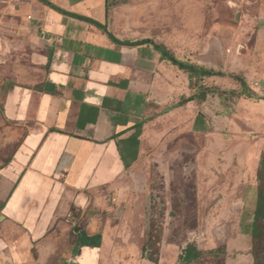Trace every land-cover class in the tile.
Wrapping results in <instances>:
<instances>
[{"label":"rangeland","instance_id":"1","mask_svg":"<svg viewBox=\"0 0 264 264\" xmlns=\"http://www.w3.org/2000/svg\"><path fill=\"white\" fill-rule=\"evenodd\" d=\"M105 26L241 75L250 96L227 75L191 81L167 61L148 69L139 161L103 192V210L92 212L89 229L85 220L51 228L41 248L56 257L46 264H79L71 258L81 247L79 260L87 264H252L249 230L264 155V0H108ZM31 51L22 29L1 20L0 95L31 66ZM200 90L204 100L188 99ZM198 114L204 129L196 128ZM148 240L157 253L145 247ZM187 243L201 250L190 263L181 259ZM31 252L36 257L37 246Z\"/></svg>","mask_w":264,"mask_h":264},{"label":"crops","instance_id":"2","mask_svg":"<svg viewBox=\"0 0 264 264\" xmlns=\"http://www.w3.org/2000/svg\"><path fill=\"white\" fill-rule=\"evenodd\" d=\"M106 17V0H0V21L32 48L31 66L0 95V264L55 258L41 248L51 228L85 220L89 229L103 192L140 159L144 76L167 60L151 44L114 43L90 21ZM83 248L72 261L87 264Z\"/></svg>","mask_w":264,"mask_h":264},{"label":"trees","instance_id":"3","mask_svg":"<svg viewBox=\"0 0 264 264\" xmlns=\"http://www.w3.org/2000/svg\"><path fill=\"white\" fill-rule=\"evenodd\" d=\"M106 7L108 11V0H106ZM85 18V17H84ZM98 27L106 29L105 25L100 24L99 22L90 20ZM109 38L117 44H125V45H137V44H151L152 48L159 53V58L161 60H167L172 65L176 66L179 70L183 71L187 74L189 80L192 79H200L204 76H229L233 80H235L241 86V93L246 96H250L249 89L247 87L246 81L243 76L229 73L225 74L220 70H214L212 68H206L204 66H200L198 64L189 62L187 60H182L176 57L170 50L166 48V46L160 42H155L148 38H142L137 40H129V39H119L115 37L111 32L107 31ZM206 96L205 90H200L197 94L191 96L188 99L198 98L199 100H204ZM185 99L181 98L180 102L177 105H180ZM204 120L205 116L203 114H198L196 116V128L204 129ZM256 178L258 181L257 189H256V198L255 205L252 215V222L250 224L249 233L251 235V248L250 254L252 256V264H264V155L261 158L260 166L256 172ZM154 242L148 240L145 247L152 248L154 253H157V249L153 247ZM145 247L141 248V253L145 251ZM201 254V250L194 243H187L183 248L181 253V259L185 263H190L194 259L198 258ZM151 253H147L145 257L148 260L155 261V259L151 256Z\"/></svg>","mask_w":264,"mask_h":264},{"label":"built area","instance_id":"4","mask_svg":"<svg viewBox=\"0 0 264 264\" xmlns=\"http://www.w3.org/2000/svg\"><path fill=\"white\" fill-rule=\"evenodd\" d=\"M28 17H30V16H28ZM115 198H113V200H114Z\"/></svg>","mask_w":264,"mask_h":264},{"label":"water","instance_id":"5","mask_svg":"<svg viewBox=\"0 0 264 264\" xmlns=\"http://www.w3.org/2000/svg\"><path fill=\"white\" fill-rule=\"evenodd\" d=\"M237 17V16H236ZM75 229H77V227H75Z\"/></svg>","mask_w":264,"mask_h":264}]
</instances>
